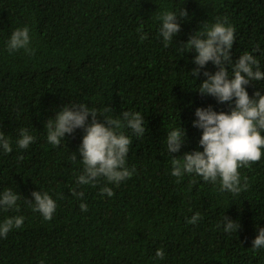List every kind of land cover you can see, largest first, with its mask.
Returning <instances> with one entry per match:
<instances>
[{"label": "trees", "instance_id": "1", "mask_svg": "<svg viewBox=\"0 0 264 264\" xmlns=\"http://www.w3.org/2000/svg\"><path fill=\"white\" fill-rule=\"evenodd\" d=\"M183 7L189 16L178 21L181 31L166 47L160 14ZM218 17L235 27L234 61L257 46L264 51V0H0V133L13 149L0 147V194L12 189L20 197L14 208L0 207V224L24 217L19 229L0 237V264H264V248H252L264 228V156L240 169L249 187L239 195L221 191L219 181L171 175L172 159L203 150L202 129L192 123L196 109L230 112L234 106L199 93L203 72L217 68L209 62L199 79L192 77L196 53L180 48ZM25 26L34 54L10 53L12 32ZM257 59L264 70V55ZM247 90L264 94V81ZM72 102L113 118L126 110L143 115V136L121 129L132 139L126 157V166L135 168L131 178L118 185L103 178L94 187L77 184L85 130L66 134L57 147L47 141L45 126ZM180 125L187 141L173 156L166 135ZM21 129L35 137L27 149L17 147ZM105 186L113 196L101 194ZM73 188L84 197L73 196ZM39 190L56 201L51 220L30 202ZM196 213L200 220L190 224ZM225 215L240 222L239 232L223 230Z\"/></svg>", "mask_w": 264, "mask_h": 264}, {"label": "clouds", "instance_id": "2", "mask_svg": "<svg viewBox=\"0 0 264 264\" xmlns=\"http://www.w3.org/2000/svg\"><path fill=\"white\" fill-rule=\"evenodd\" d=\"M189 16L185 7L176 11H164L160 14L159 34L167 47L181 31V19ZM30 29L25 26L12 32L7 47L10 53L24 50L33 53L31 48ZM141 41L147 39V34L140 35ZM236 30L228 17L217 18L216 22L203 28L183 44L182 51H195V68L190 73L199 79L201 69L212 62L217 70L215 73L204 71L206 77L197 89L201 95H210L218 103L233 105L231 111H216L211 105L198 107L195 111L196 119L193 127L202 129L199 145L203 150L184 152L181 158L171 161V175L178 181L185 174L202 177L205 182L217 183L221 191H229L239 195L249 187L246 178L241 181L240 169L250 167L264 156V94L257 90L250 95L247 86L251 82L264 81V70L261 68L258 55H264L259 46L251 52L242 53L238 59L233 60L232 49L236 41ZM234 61V63H233ZM229 69H231V74ZM113 110V109H112ZM107 111V109H106ZM91 115V122L89 116ZM105 120L101 122L99 117ZM47 141L54 146H60L66 134H72L76 129L85 130L78 155L83 163V172L77 178L78 185L96 186V182L103 178L108 184H120L135 173V168L126 166V157L132 139L124 131L127 127L131 132L141 137L145 134L144 117L140 112L123 111L118 117L113 118L82 103H70L64 106L54 118L46 122ZM35 137L27 129H21L20 138L17 140L19 149H27ZM187 141V130L182 125L170 130L166 135V146L169 154L181 152L182 146ZM0 147L5 153L12 152V146L3 133H0ZM177 156V155H173ZM72 162H76L77 153L73 152ZM72 195L83 198L84 192L71 189ZM101 194L111 197L114 195L111 187L101 188ZM34 211L42 214L45 220H51L56 210V201L48 192L33 191ZM19 194L12 189H6L0 194V207L4 210L17 206ZM82 211H88V205L81 203ZM196 213L189 219L190 224L200 220ZM24 223L23 216L8 217L0 224V237L6 238L8 233L19 229ZM219 227V225H218ZM240 222L224 217L223 230L226 233L240 230ZM252 248H264V228H259L258 235L252 242ZM156 257L163 259V249L156 251Z\"/></svg>", "mask_w": 264, "mask_h": 264}]
</instances>
